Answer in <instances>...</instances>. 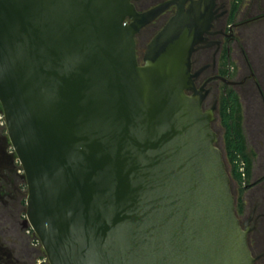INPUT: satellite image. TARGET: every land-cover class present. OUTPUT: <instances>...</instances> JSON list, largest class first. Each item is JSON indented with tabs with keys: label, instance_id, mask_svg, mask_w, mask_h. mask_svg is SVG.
I'll use <instances>...</instances> for the list:
<instances>
[{
	"label": "water",
	"instance_id": "1",
	"mask_svg": "<svg viewBox=\"0 0 264 264\" xmlns=\"http://www.w3.org/2000/svg\"><path fill=\"white\" fill-rule=\"evenodd\" d=\"M198 6L140 64L136 35L163 6L0 0V103L49 264H254L191 72Z\"/></svg>",
	"mask_w": 264,
	"mask_h": 264
},
{
	"label": "flooded vegetation",
	"instance_id": "2",
	"mask_svg": "<svg viewBox=\"0 0 264 264\" xmlns=\"http://www.w3.org/2000/svg\"><path fill=\"white\" fill-rule=\"evenodd\" d=\"M131 2L139 13L163 6L136 35L140 64L144 63L151 40L180 7L188 12L198 3L200 14L208 18L202 41L191 57V72L197 89L205 94L203 112H213L211 126L217 133V146L224 160L228 164L230 159L241 163L238 164L240 177H230L235 212L242 228L247 230L254 264H264V0ZM140 44L145 46L142 57L138 54ZM3 122L0 119V233L15 236V253L24 254L20 264H36L34 255L30 254L32 250L29 252V241L21 233L26 225V178L10 149L12 144ZM237 145L244 146L245 156L239 153ZM245 158L250 163L248 166ZM18 197L19 204L25 208L19 218L13 210ZM26 250L29 253L25 255ZM10 256L12 262L16 261L14 254Z\"/></svg>",
	"mask_w": 264,
	"mask_h": 264
},
{
	"label": "rangeland",
	"instance_id": "3",
	"mask_svg": "<svg viewBox=\"0 0 264 264\" xmlns=\"http://www.w3.org/2000/svg\"><path fill=\"white\" fill-rule=\"evenodd\" d=\"M144 52H145V46H142L140 44L139 49H138V54H140V56L142 57ZM0 119L2 121H4L3 123H5V118H4L3 114L0 116ZM11 148H13L12 145H11ZM16 163L20 164L19 161H16ZM21 171L23 173V169ZM19 200H20V197H18L17 203H13V210H14L17 218H19L20 216H22L23 213H25L24 209L26 208L25 200L23 201V203H25V205L23 204L25 208H23L19 204ZM21 233H22V236L24 238H27L29 241V243H28V246L30 248L29 252H31V250H33L30 254L34 255L35 263L36 264H49L48 259H47V255H46L41 243L37 244V242L34 241V238L36 236L34 234V232L33 233L28 232V228H24ZM14 239H15V236L13 234H1L0 233V264H20L21 263L19 260L21 259V257H23L24 254L22 255L19 252L15 253ZM29 252H28V250H26L25 255L28 254ZM33 252H35V253H33ZM9 254H11L12 256L14 254V259L16 261L12 262L10 260V259H12V257L10 256V258H9ZM36 256H38V259L36 258Z\"/></svg>",
	"mask_w": 264,
	"mask_h": 264
},
{
	"label": "trees",
	"instance_id": "4",
	"mask_svg": "<svg viewBox=\"0 0 264 264\" xmlns=\"http://www.w3.org/2000/svg\"><path fill=\"white\" fill-rule=\"evenodd\" d=\"M225 122H226V124H228V120H225ZM236 148H238V151H239V153L240 154H242L243 156H245L244 155V146L243 145H237V147ZM11 150L13 151V153H14V156H15V159H16V161H18V158H17V156H16V154H15V152H14V150H13V148H11ZM18 163V162H17ZM225 164H226V167H227V171H228V173H229V175H230V177L232 178V177H240V172H239V165L238 164H241L240 162H238V163H236V162H234L232 159H230V162H229V164H230V168H231V171L229 170V164L225 161ZM245 164H247V166L250 164L249 162H248V160H246V158H245ZM18 165V168L20 169V170H22V167H21V165L20 164H17ZM30 232H32L33 233V230H31ZM37 240H38V238H37V236H35V238H34V241L35 242H37ZM33 241V242H34ZM33 251V250H32ZM33 253H35V252H33ZM36 258L38 259V256H36Z\"/></svg>",
	"mask_w": 264,
	"mask_h": 264
},
{
	"label": "built area",
	"instance_id": "5",
	"mask_svg": "<svg viewBox=\"0 0 264 264\" xmlns=\"http://www.w3.org/2000/svg\"><path fill=\"white\" fill-rule=\"evenodd\" d=\"M32 229L31 228H29V230H28V232H30ZM40 243V241H39V239L37 240V244H39Z\"/></svg>",
	"mask_w": 264,
	"mask_h": 264
}]
</instances>
